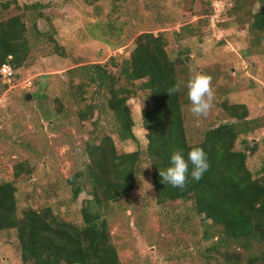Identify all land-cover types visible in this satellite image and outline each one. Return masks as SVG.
Segmentation results:
<instances>
[{"label": "rangeland", "instance_id": "rangeland-1", "mask_svg": "<svg viewBox=\"0 0 264 264\" xmlns=\"http://www.w3.org/2000/svg\"><path fill=\"white\" fill-rule=\"evenodd\" d=\"M8 1H17L21 7L42 5L46 18L38 21L40 29L53 34L69 53L68 59L50 55V47L43 43L34 47L28 67L14 71L12 78H0V184L16 185L21 207L39 211L51 207L66 221L83 224L82 209L92 199L90 186L80 179L86 186L74 200L69 181L89 164L87 144L97 142L100 130L112 126L106 112L80 119L69 71L79 65L128 59L136 38L143 33L162 35L170 58L185 59L178 70L186 93L184 113L192 144L201 142L210 128L232 122L221 107L223 102L248 106L249 119L259 121L260 128L242 136L236 149L257 147L256 152H249L248 167L259 177L264 164V43L254 44L257 36L251 32V24L253 15L264 10L261 3L122 0L115 4L103 0V9L94 10L76 0H0V22L22 14L14 5L3 9L1 3ZM217 1H223L226 8L218 21L213 9ZM110 12L114 17L110 18ZM92 21L95 26H88ZM111 71L118 70L111 67ZM197 74L211 77L214 101L207 117H197L190 110L187 83ZM28 95L31 100L26 99ZM57 101L63 104L61 112ZM129 106L137 142H125L123 148L143 156L138 184L130 197L111 203L105 214L121 263L246 264L248 254L235 243H221L220 228L200 216L192 201L157 204L153 171L145 154L148 141L142 107L138 99L130 100ZM18 166L25 169L19 177ZM0 264H23L16 231L0 234Z\"/></svg>", "mask_w": 264, "mask_h": 264}, {"label": "trees", "instance_id": "trees-1", "mask_svg": "<svg viewBox=\"0 0 264 264\" xmlns=\"http://www.w3.org/2000/svg\"><path fill=\"white\" fill-rule=\"evenodd\" d=\"M76 1L94 10L103 9V0ZM109 1L117 4L122 0ZM256 1L264 6V0ZM1 4L5 10L14 5L22 14L0 22V71L5 65L13 71L25 69L34 56V47L40 48L43 43L50 47V55L69 58L66 48L53 34L40 29L38 21L46 18L42 5L21 7L17 1ZM108 15L112 18L114 12ZM88 26H95L94 22ZM251 32L257 36L254 44L264 43V10L253 15ZM184 61L170 58L162 35L143 33L136 38L128 59L120 63L110 59L104 65H79L69 71L80 119H93L97 113L101 117L106 112L112 129H101L97 142L87 144L89 164L69 181L74 200L86 186L80 179L90 186L92 199L82 209V225L66 221L51 207L40 211L21 207L16 185L0 184V234L16 231L23 264H122L105 214L111 203L130 197L138 184L143 156L140 151L127 152L123 148L125 142H137L129 106L132 99H138L142 107L148 141L145 154L153 171L157 204L192 201L200 216L220 228L221 243L232 242L244 250L248 254L246 264H264V164L259 177H255L248 160L249 152H256L257 147L236 149L242 136L260 128L259 121L249 119L246 104L223 102L221 107L232 122L210 128L201 142L192 144L184 113V87L169 94V89L181 82L178 66ZM111 67L118 71L112 72ZM96 97L102 100L97 102ZM57 103L61 112L63 104ZM196 147L206 152L210 165L203 178L199 182L190 180L183 189L161 183L159 171L170 166L171 155L182 149L187 159ZM20 168L17 177L25 173ZM225 257L230 259V255Z\"/></svg>", "mask_w": 264, "mask_h": 264}, {"label": "clouds", "instance_id": "clouds-1", "mask_svg": "<svg viewBox=\"0 0 264 264\" xmlns=\"http://www.w3.org/2000/svg\"><path fill=\"white\" fill-rule=\"evenodd\" d=\"M182 82H177L169 89V94L182 90ZM187 96L191 102V112L197 117H207L213 107L214 94L211 88V77L204 74L193 76L187 83ZM206 152L200 148H193L187 159L182 149L175 151L170 158V166L159 171L161 183L174 188L183 189L190 180L199 182L209 170Z\"/></svg>", "mask_w": 264, "mask_h": 264}, {"label": "built area", "instance_id": "built-area-1", "mask_svg": "<svg viewBox=\"0 0 264 264\" xmlns=\"http://www.w3.org/2000/svg\"><path fill=\"white\" fill-rule=\"evenodd\" d=\"M217 2H215V3H217L216 5L214 3L213 9H214V14L216 13L215 20L218 21L220 19V17L223 15V12H225L226 8L224 9V3H223V1H217ZM0 74L2 76L8 77V78H12L14 76V71H13V69L9 65H5L1 69Z\"/></svg>", "mask_w": 264, "mask_h": 264}, {"label": "water", "instance_id": "water-1", "mask_svg": "<svg viewBox=\"0 0 264 264\" xmlns=\"http://www.w3.org/2000/svg\"><path fill=\"white\" fill-rule=\"evenodd\" d=\"M26 99L27 100H31L32 99V96L31 95H28Z\"/></svg>", "mask_w": 264, "mask_h": 264}]
</instances>
